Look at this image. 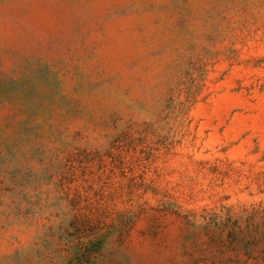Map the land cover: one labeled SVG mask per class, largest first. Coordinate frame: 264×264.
<instances>
[{
    "label": "rangeland",
    "instance_id": "374dc122",
    "mask_svg": "<svg viewBox=\"0 0 264 264\" xmlns=\"http://www.w3.org/2000/svg\"><path fill=\"white\" fill-rule=\"evenodd\" d=\"M0 264H264V0H0Z\"/></svg>",
    "mask_w": 264,
    "mask_h": 264
}]
</instances>
